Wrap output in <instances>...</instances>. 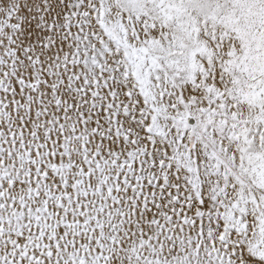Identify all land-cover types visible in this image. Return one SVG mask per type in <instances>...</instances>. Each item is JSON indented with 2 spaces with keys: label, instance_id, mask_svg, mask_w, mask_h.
I'll return each mask as SVG.
<instances>
[{
  "label": "snow or ice",
  "instance_id": "1",
  "mask_svg": "<svg viewBox=\"0 0 264 264\" xmlns=\"http://www.w3.org/2000/svg\"><path fill=\"white\" fill-rule=\"evenodd\" d=\"M0 264H264V0H0Z\"/></svg>",
  "mask_w": 264,
  "mask_h": 264
}]
</instances>
